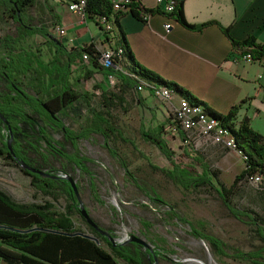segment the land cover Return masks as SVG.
Returning a JSON list of instances; mask_svg holds the SVG:
<instances>
[{
	"label": "trees",
	"instance_id": "obj_1",
	"mask_svg": "<svg viewBox=\"0 0 264 264\" xmlns=\"http://www.w3.org/2000/svg\"><path fill=\"white\" fill-rule=\"evenodd\" d=\"M52 2L53 0H0V20L6 17L13 26L11 33L0 37V114L5 117L10 127L9 132L8 126L0 119V127L6 129V141L0 147V157L16 162L6 145L7 139L12 137L14 155L41 169L34 160L30 161L26 157L29 148H34L30 139L42 140L51 146L46 133L50 129L60 132L64 140L73 145L77 140H86L89 135L98 134L111 156L123 169L125 178L136 182L127 162L110 145L115 138L127 141L114 122L112 111L122 106L125 111L128 110L125 109V95L129 91H134L137 103L144 105L139 93L144 90L152 95V92L142 82L164 86L191 105L200 107L203 113L227 131L233 139V146H228V149L239 153L243 167L227 186L220 179V170L212 167L205 155L194 146L186 131L168 119L166 124L161 122L155 126L146 127L144 123H140L143 139L156 146L169 163L167 168L152 166L153 169L160 170L172 183L184 190H196L203 186L213 190L230 214L251 226L258 240L264 242V219L252 210L241 209L232 202L237 185L241 182L252 184L249 177L254 175L260 177L255 185L259 195L264 198V135L251 127L247 116L236 120L237 112L246 100L233 105L226 114H219L176 83L164 80L136 62L126 34L119 24V18L127 12L143 18L160 10L145 8L139 0H129L127 4H120L117 9L109 0H84L86 19L100 28L110 49L121 50L119 56H112L113 66L106 67L102 63L101 52L94 43L67 47L48 31L49 27L56 26L59 22L58 14L54 12L55 5L68 4L69 0H54L51 4ZM30 8H34L36 17L29 14ZM45 14L49 16L46 21L50 23L48 25L42 20ZM168 15L188 29L200 30L215 23L211 21L199 25L189 24L183 15L182 1L175 3V10ZM102 18L111 21V31L103 30ZM219 27L231 41L233 48L240 50L241 54H250L254 60L264 58V43L256 42L253 37L234 40L228 27ZM36 36L43 38L50 49L44 51L40 44L35 43L33 39ZM97 73L113 75L116 83L114 90L104 88L100 82L95 83L94 87L100 89V94L97 107H94L91 106V94L81 89L80 85L94 79ZM81 104L86 106L88 116L79 129L74 131L64 125V118L79 115ZM165 126L172 131L173 140L184 141V145H178L179 154L169 146V130ZM54 144L58 145L56 142ZM35 153L38 154L36 151ZM54 157L65 159L67 155L63 148H54ZM70 161L77 166L74 159ZM22 171L32 177L33 186L44 194L52 195L54 189H59L58 186L62 189L66 186L67 189L63 190L70 203L63 211H52L53 205L50 202L18 203L0 189V264H117V259L126 264H153L152 255L144 247L134 242L112 244L88 225L80 214L89 233L98 237V243L80 235L59 233L78 231L73 215L75 212L79 213V208L70 185L66 179L54 180ZM135 186L144 193L155 209L160 211L164 208L162 212L167 218L186 224L190 235L207 241L219 254L249 260L254 264H264V246L253 251L228 254L221 240L201 229L203 224H194L185 219L172 204L155 192H149L137 183ZM141 224L146 227L150 225L144 221ZM100 242L108 249L102 247Z\"/></svg>",
	"mask_w": 264,
	"mask_h": 264
},
{
	"label": "rangeland",
	"instance_id": "obj_2",
	"mask_svg": "<svg viewBox=\"0 0 264 264\" xmlns=\"http://www.w3.org/2000/svg\"><path fill=\"white\" fill-rule=\"evenodd\" d=\"M53 3L54 0L51 4ZM28 12L36 17L34 8H30ZM42 20H45V24H50L46 22L49 20L47 14L42 16ZM12 31L13 26L10 21L6 17H2L0 20V37ZM33 40L40 44L39 46L44 51L50 49L43 38L36 36ZM97 46L100 49L104 48L100 44ZM98 81L104 80L95 77L80 85L81 89L91 94V106L94 107H97L99 101L100 89L94 87ZM105 81L103 82L104 88L114 90L115 79ZM146 92L143 90L142 93L147 98L145 100L146 105L156 110L155 105L160 104ZM136 97L134 91H129L125 95V109L128 110L125 111L123 106L113 109L114 122L127 141L115 138L110 144L127 162L136 182L125 178L123 169L111 156L102 137L98 134H91L88 139L77 140L72 145L64 140L60 132L47 129L46 133L52 147L42 140L30 139V144L34 148H29L26 157L30 161L34 160L42 171L51 176L42 177L54 180L66 179L69 185L67 177H70L78 191L80 201L75 197L78 208L80 202L92 220L96 221L104 230L109 231L110 234L112 233L111 236L117 240H125L129 238V235L143 238L155 252L157 264H254L249 260L219 254L207 241L190 235L186 224L167 218L162 212L164 208H161L160 211L155 209V206L149 202L144 193L137 189L135 183L142 185L149 192H155L159 197L172 204L185 219L194 224L198 222L203 224L201 229L221 240L228 254L236 251H253L264 246V242L258 240L251 226L235 219L213 190L206 186L196 190H184L179 185L172 183L160 170L153 169L152 166L167 168L169 163L156 146L143 139L140 134V123H144L148 127L153 118L155 121L152 126L161 122L166 124V113L155 111L150 114L146 105L137 103ZM79 108V115H69L64 118V125L74 131L79 129V126L84 123L88 116L84 104L79 105ZM3 124L7 127L8 123L4 122ZM165 127L169 130L167 136L169 146L179 154L178 145H184V141L173 140L171 138L172 131L168 126ZM0 129L1 147L2 143L6 141V129L1 127ZM9 139H11L10 146L12 148L14 145L13 138L9 137L7 141ZM191 139L194 140V138ZM54 142L58 145H55ZM205 142L209 143L208 146L215 145L218 147L216 149L211 147L212 150L208 149L206 143L199 138L194 141V146L205 155L212 167L220 170V179L229 186L234 175L243 167L239 153L233 149L229 152L228 146L224 143ZM54 148L60 150L63 148L67 157L65 159L55 158ZM13 159L16 162L18 160L15 155ZM71 159L77 162V166L70 161ZM16 162L0 157V189L14 201L22 204L50 202L53 205L52 211H63L69 205L70 200L63 190L67 189L66 186H63V189L58 186L59 189H54L52 195L44 194L33 186L32 177L25 174ZM26 163L28 164V162ZM232 202L241 209L252 210L264 219V198L257 192L256 185L245 182L239 183L232 197ZM73 221L78 231L89 233L87 225L78 212L74 213ZM142 221L150 224L149 227L142 225ZM100 244L108 249L103 242ZM146 250L149 252L148 249ZM117 264L126 263L117 259Z\"/></svg>",
	"mask_w": 264,
	"mask_h": 264
},
{
	"label": "crops",
	"instance_id": "obj_3",
	"mask_svg": "<svg viewBox=\"0 0 264 264\" xmlns=\"http://www.w3.org/2000/svg\"><path fill=\"white\" fill-rule=\"evenodd\" d=\"M174 1H182L183 15L189 24L215 23L200 30L188 29L163 11L164 3L139 0L143 7L160 12L143 18L127 12L119 18L136 62L164 80L176 83L219 114H226L233 105L246 100L241 104L236 120L247 116L251 127L264 135V58L253 62L243 60L240 50L233 48L219 27H228L234 40L253 37L256 42L264 43V0ZM66 5L59 3L54 8L59 18L56 25L65 29V35H53L67 47L92 42L99 50L109 48L100 28L93 21L81 19ZM168 21L171 27L166 31L164 24ZM98 44L104 48H98ZM109 75L97 73L94 78H102L104 81L100 84L103 86ZM142 93L139 95L146 105L147 98ZM180 97L175 94V99ZM155 106L156 110L146 105L150 114L164 113L162 105ZM154 121L152 118L148 126ZM192 138L193 143L199 138L209 145L201 137ZM208 147L212 150L211 147L216 149L218 146Z\"/></svg>",
	"mask_w": 264,
	"mask_h": 264
},
{
	"label": "built area",
	"instance_id": "obj_4",
	"mask_svg": "<svg viewBox=\"0 0 264 264\" xmlns=\"http://www.w3.org/2000/svg\"><path fill=\"white\" fill-rule=\"evenodd\" d=\"M115 9L119 8L120 4H127L129 0H109ZM157 3H164L163 11L166 14H170L175 10L174 0H156ZM84 0H69L66 5L67 9L76 13L81 19H86V15L83 10ZM102 28L105 32L111 31L112 23L111 21L101 19ZM171 27V23L168 21L164 24L166 31ZM49 32L58 37L65 35V29L60 26L49 27ZM101 60L104 66H113L111 60L112 56H119L121 53L120 48L112 50L110 48L100 50ZM240 55V52H237ZM243 60L253 62L257 61L252 58L250 54H242L240 56ZM126 72V71H125ZM109 80H113V76H108ZM142 82V81H141ZM147 85L152 92V96L156 102L164 107V112L166 113V118L169 121L179 124V126L186 131L187 136L192 138L199 136L205 141H210L214 144L224 143L227 146H233V139L228 135L227 131L223 129L215 120L208 117L202 112L200 107L191 105L184 98L175 99V94L168 88L164 86H154L148 84L147 82H142ZM249 181L252 184H256L260 181L258 175L250 176Z\"/></svg>",
	"mask_w": 264,
	"mask_h": 264
},
{
	"label": "water",
	"instance_id": "obj_5",
	"mask_svg": "<svg viewBox=\"0 0 264 264\" xmlns=\"http://www.w3.org/2000/svg\"><path fill=\"white\" fill-rule=\"evenodd\" d=\"M0 118L3 122H5L7 124L6 119L4 118L3 115L0 114ZM8 126V124H7ZM8 130L10 132V127L8 126ZM11 138V137H10ZM10 140L9 139L7 141V147H8V151L12 154L13 158H14V153L12 151V148L10 146ZM17 163L21 166V168L27 172L33 173V174H38L39 176H48L51 177L49 174L45 173L44 171H42L39 168H35L33 166L28 165L24 160L22 159H18ZM67 180L70 183L71 189L73 191V194L75 195V197L77 198L78 201L79 200V196H78V191L76 189L75 183L73 182V180L70 177H67ZM79 214L85 219V221L87 222L88 225H90L91 227H93L99 234L105 236L110 242H112V244H116V243H122V244H126L127 242H134L136 244H139L140 246L146 248L149 250V255L153 253V250L151 249V246L143 239L140 238L136 235H129V238H126L125 240H117L115 237L111 236V234L104 230L103 228H101L97 223H95L92 218L89 216L88 212L86 211V209L84 208V206L79 202ZM62 234H68V235H80L83 236L85 238H88L90 240H93L94 242L98 243L99 239L97 236L91 234V233H86V232H81V231H76L74 233H65V232H59ZM148 255V258H150V256ZM152 260H153V264H157V257L152 254ZM194 261V260H193Z\"/></svg>",
	"mask_w": 264,
	"mask_h": 264
},
{
	"label": "flooded vegetation",
	"instance_id": "obj_6",
	"mask_svg": "<svg viewBox=\"0 0 264 264\" xmlns=\"http://www.w3.org/2000/svg\"><path fill=\"white\" fill-rule=\"evenodd\" d=\"M152 254H154L155 255V252H153ZM152 254H150V255H152ZM156 256V255H155Z\"/></svg>",
	"mask_w": 264,
	"mask_h": 264
}]
</instances>
